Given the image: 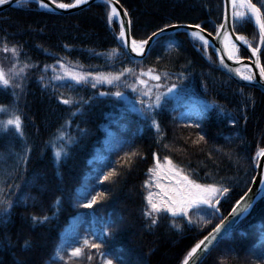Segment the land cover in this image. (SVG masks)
<instances>
[{
    "label": "trees",
    "instance_id": "1",
    "mask_svg": "<svg viewBox=\"0 0 264 264\" xmlns=\"http://www.w3.org/2000/svg\"><path fill=\"white\" fill-rule=\"evenodd\" d=\"M118 1L136 40L174 23L211 33L221 24L222 0ZM109 11L101 1L71 13L33 1L0 11V69L11 76L0 105L21 116L23 132H0V264H103L105 256L112 264H181L251 184L264 148V92L233 80L211 48L184 32L156 38L141 59L128 56ZM234 30L258 42L254 21H234ZM71 72L92 75L77 82ZM118 73L112 83L94 78ZM153 153L198 183L227 187L219 211L200 205L187 217L163 209L145 216V197L158 189L148 172ZM87 227L88 243L71 255ZM199 264H264V189Z\"/></svg>",
    "mask_w": 264,
    "mask_h": 264
},
{
    "label": "snow or ice",
    "instance_id": "2",
    "mask_svg": "<svg viewBox=\"0 0 264 264\" xmlns=\"http://www.w3.org/2000/svg\"><path fill=\"white\" fill-rule=\"evenodd\" d=\"M52 3L56 4V7L61 9H67L75 7L76 5L87 3V0H74V3L68 4L63 2H58V0H51ZM231 6H232V17L235 21H254L255 28L258 30V42L255 44V46L252 45L249 40L243 36L238 35L235 37L236 40L243 42L244 44L248 45V50L251 53V56L255 58V65L259 69L260 73V79L264 80V66L261 65V56H264V0H258L260 3V7L257 6V3H254L253 0H229ZM7 3V0H0V5H3ZM16 3L18 5L20 4H26L27 0H16ZM37 3L41 7H48V4L44 2V0H37ZM105 3L109 4L110 11L108 12V18L111 22L113 17L119 16V13L117 12V9L115 7H111L112 0H105ZM124 16H127L128 13L125 11ZM197 29H200V25L195 26ZM158 32H162L163 29H157ZM202 29L200 31H193L191 33V36L194 38H198L204 45L205 49L208 46V40H206L201 35ZM217 38L221 39V44L224 47V52L228 56L230 60H235L237 63L240 61V56L238 55V48L235 43L232 42V37L229 35V30L227 29L225 24H220L217 26L216 29ZM126 35L125 26H121L120 30V37L123 38ZM156 33H152V36L154 37ZM148 43L147 40H135L133 39L131 42L132 51L136 53H140L144 50V46ZM4 51H12L13 54H15L16 49L13 47L12 49H8L6 46L4 48ZM223 63V61H221ZM245 70H247V65L243 66ZM129 69H124V72H128ZM237 75L241 77V79L246 81L253 80V76L249 74H245L241 71V69L237 68L234 70ZM68 75L71 76L72 80H75L77 82L84 80L86 75H92L91 73L84 74V73H75L71 72L68 73ZM123 75V73L118 74H96L95 79L97 81H104L106 83H112L113 81H117L120 79V77ZM147 75L151 76V79L159 80L160 77L157 75H152V70L149 69ZM11 80V76L6 74L3 69H0V85L7 86L9 85ZM137 83L139 84H145V81L138 79ZM19 87V85H16ZM95 86V85H93ZM175 87V85H173ZM171 91V89H169ZM147 94V93H146ZM117 97L121 95L120 92L114 93ZM62 103L64 104H71L72 100L71 98L62 100ZM141 103H144L141 101ZM160 103V96L157 95L156 100L154 102L155 105H159ZM153 107V104H148L147 108L148 110H151ZM0 113H4L7 118L4 120H0V132H7L11 128L15 129L16 133H19L23 135L22 132V119L21 116L16 113L15 110L9 111L8 107L5 105H0ZM152 123L154 126H157V122L155 119L152 120ZM63 127V126H62ZM65 137V133L63 131L58 130V139H62ZM200 139H203L201 136ZM71 143V140L68 141ZM63 150H57L55 152V155L57 158L61 156V152ZM258 155L264 156V149L258 150ZM24 159H27L26 156L23 157ZM153 159L156 161L154 167H151L148 169L149 173H154L156 177V183L155 187L158 188L160 191L159 193L154 194L149 191L147 196L145 197L147 204H148V210L145 211V216L151 215L153 213H157L161 211V209L167 211L168 213L172 214L173 216L176 215H183L185 217L189 214V209L193 207H198L200 205H207L210 208L215 209L216 211H219V209L216 207V198L218 196H221L229 191L227 187H223L217 184H202L198 183L195 179L189 178L188 175H185L179 168H177L173 162L168 159V157L164 158V163H160L159 160L156 157V153H153ZM165 175L166 178L169 180V184H161L159 183V177L161 175ZM112 175H114V171H109L106 173L102 179L108 180ZM255 179V177L253 178ZM260 183H264V176L260 178ZM145 185H148V181H145ZM104 193L100 192L96 195L92 196L90 200L84 205L85 207H92L95 203H97L98 197H103ZM248 195L246 192L244 196H241L239 200L236 201V205H240L241 201L245 199V197ZM236 205L233 206V213H235L238 209L236 208ZM248 207H250L249 204L244 205V209L246 210ZM33 219H37L36 217H33ZM40 219H46V217H41ZM227 219V218H225ZM153 223H156L155 220L152 221ZM224 223V220H221L220 223L216 224L214 228H212L211 232H209L202 240L198 241L184 256L183 260L181 261V264H190L189 258L192 257L198 249H201L202 246L206 247V242L210 241L214 234L219 232L221 230V225ZM177 227H179L177 225ZM88 241L85 240V244H87ZM92 248L99 249L100 245L98 244H91ZM81 252L80 248H74L72 249V255L77 256ZM57 255L59 256V252H57ZM101 255H104L103 253ZM63 259V257H61ZM103 264H112V261L110 259H107L105 256L103 260Z\"/></svg>",
    "mask_w": 264,
    "mask_h": 264
},
{
    "label": "water",
    "instance_id": "3",
    "mask_svg": "<svg viewBox=\"0 0 264 264\" xmlns=\"http://www.w3.org/2000/svg\"><path fill=\"white\" fill-rule=\"evenodd\" d=\"M27 1L37 2V0H27ZM96 1H104L105 2V0H87V3L76 5L75 7H72V8L61 9V8L56 7V4L52 3L51 0H44V2L48 4V7L45 8V7H41L40 5L39 6L41 8L47 9L49 11H54L57 13H71V12L77 11L79 9H82V8L88 6L89 4L96 2ZM16 5H18L16 3V0H7V3L0 5V11L6 9L8 7L16 6ZM111 7H115L117 9V12L119 13V16H117V22L119 23L120 28L122 25L125 26L126 35H125V37L122 38V47L124 48L125 52L130 57L138 58V59L143 58L147 54V52H148L151 44L153 43V41L162 35H165L168 33H173V32H187L188 34H191L193 31H200V29H202L203 31H201V35L206 40H208V44L211 46L214 54L217 57L219 67L226 74H228L235 81H237L238 83L251 85V86L257 87V88L261 89L262 91H264V80L260 79L259 69L255 65V58L251 56V53L248 50V45H246L243 42L235 39V37L238 36L239 34L236 33L234 31V28H233V17L231 15L232 6H231L229 0H223V13H222L221 24L226 25L227 29L229 30V35L232 37V41L234 43H236V45L239 48H241L242 50H244L247 53L246 57L240 58L239 63H237L235 60H230L228 58V56L225 54L224 47L221 44L222 36L220 38H217V33L212 34V33L208 32L207 30H205L204 28H202L201 26H200V29H197L195 27L196 25L189 24V23H174V24L160 28V29H163L162 32H158L157 30L154 31L156 33V35L153 37L152 34H150L147 37L146 40L148 41V43L144 46V50L142 52H140L139 54L136 52H133L132 47H131V42H132L133 38L131 36V31H130L129 15H127V16L123 15L125 11L127 12V10L118 0H112ZM221 61H223V63H221ZM242 65H247V69H248L249 73L254 77L253 80H251V81L243 80L234 71L237 68L240 69V67ZM262 176H264V156L259 155L257 162H256V165H255V174H254L255 179H252L251 185L248 188V190L246 191L248 193V195L245 197V199L243 201H241L240 205H236V203L234 204V205H236V208L238 210L235 213H233V207L230 209V211L222 219V220H224V223L221 225V230L219 232L215 233L213 238L210 241L206 242V247L202 246L201 249H198L197 252L192 257L189 258L190 264H199V262L206 256V254L212 249V247L225 234H227L229 231H231L234 228L235 224L237 223V221L241 217L246 215V213L248 212L250 207L257 200L260 193L264 189V183H260V178ZM244 194L242 196H244ZM245 204L250 205V207H248L246 210L244 209ZM225 218H227V219H225Z\"/></svg>",
    "mask_w": 264,
    "mask_h": 264
},
{
    "label": "rangeland",
    "instance_id": "4",
    "mask_svg": "<svg viewBox=\"0 0 264 264\" xmlns=\"http://www.w3.org/2000/svg\"><path fill=\"white\" fill-rule=\"evenodd\" d=\"M238 55H239V50H238ZM159 183L167 185L170 182L166 178V176L162 174L161 178L159 179ZM159 191L160 190L157 189V192L156 193H159ZM91 232H92L91 229L87 227L86 228V233L83 236H81L79 239H77L75 241V243H72V244L69 245V247H68L69 253L71 254L72 253V249H74V248H81V245L85 244V240H87L88 237L91 236V234H92Z\"/></svg>",
    "mask_w": 264,
    "mask_h": 264
},
{
    "label": "bare ground",
    "instance_id": "5",
    "mask_svg": "<svg viewBox=\"0 0 264 264\" xmlns=\"http://www.w3.org/2000/svg\"><path fill=\"white\" fill-rule=\"evenodd\" d=\"M73 3V2H72ZM71 4V3H70ZM113 19H117V16L116 17H113ZM198 39V38H197ZM233 42V41H232ZM234 43V42H233ZM236 44V43H235ZM244 65H242L241 67H240V69H241V71L242 72H244L245 71V69H244V67H243ZM254 177V176H253ZM253 179V178H252ZM252 182V181H251Z\"/></svg>",
    "mask_w": 264,
    "mask_h": 264
}]
</instances>
